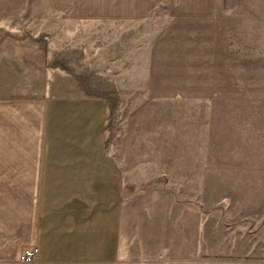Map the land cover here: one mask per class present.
Returning <instances> with one entry per match:
<instances>
[{"label": "rangeland", "instance_id": "374dc122", "mask_svg": "<svg viewBox=\"0 0 264 264\" xmlns=\"http://www.w3.org/2000/svg\"><path fill=\"white\" fill-rule=\"evenodd\" d=\"M218 12L190 31L152 30L166 15L116 31L66 9L45 31H0V95L18 92V73L22 91H42L50 67L51 91L106 100L121 264H264V0Z\"/></svg>", "mask_w": 264, "mask_h": 264}, {"label": "crops", "instance_id": "0c3cea01", "mask_svg": "<svg viewBox=\"0 0 264 264\" xmlns=\"http://www.w3.org/2000/svg\"><path fill=\"white\" fill-rule=\"evenodd\" d=\"M63 9L116 31L164 15L152 30L190 31L219 14L218 0H0V31H45ZM51 74L48 67L45 87L31 93L18 73V92L0 95V264H121L125 185L106 148L107 102L51 91ZM33 246L37 260L21 261Z\"/></svg>", "mask_w": 264, "mask_h": 264}, {"label": "built area", "instance_id": "2783aa9c", "mask_svg": "<svg viewBox=\"0 0 264 264\" xmlns=\"http://www.w3.org/2000/svg\"><path fill=\"white\" fill-rule=\"evenodd\" d=\"M37 257H38L37 246L26 248L19 255V259L25 262H34L37 260Z\"/></svg>", "mask_w": 264, "mask_h": 264}]
</instances>
